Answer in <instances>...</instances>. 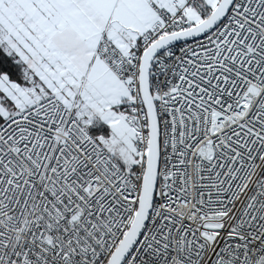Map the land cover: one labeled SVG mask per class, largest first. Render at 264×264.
<instances>
[{
	"label": "snow or ice",
	"instance_id": "6c2138e0",
	"mask_svg": "<svg viewBox=\"0 0 264 264\" xmlns=\"http://www.w3.org/2000/svg\"><path fill=\"white\" fill-rule=\"evenodd\" d=\"M0 264H264V0H0Z\"/></svg>",
	"mask_w": 264,
	"mask_h": 264
}]
</instances>
